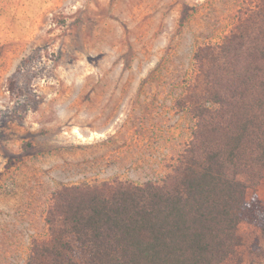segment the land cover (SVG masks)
I'll return each instance as SVG.
<instances>
[{"label":"rangeland","instance_id":"rangeland-1","mask_svg":"<svg viewBox=\"0 0 264 264\" xmlns=\"http://www.w3.org/2000/svg\"><path fill=\"white\" fill-rule=\"evenodd\" d=\"M0 0V264H27L48 238L63 186L161 183L192 140L183 99L198 48L221 44L264 0ZM248 202L264 181L248 176ZM223 264H264L243 222ZM76 259L85 251L70 238Z\"/></svg>","mask_w":264,"mask_h":264},{"label":"trees","instance_id":"trees-1","mask_svg":"<svg viewBox=\"0 0 264 264\" xmlns=\"http://www.w3.org/2000/svg\"><path fill=\"white\" fill-rule=\"evenodd\" d=\"M194 60L183 105L196 128L169 174L161 183L61 187L48 238L33 243L27 264H223L241 244V223L264 236V202H248L237 178L246 174L255 188L264 181V7L248 9ZM71 237L86 260L76 259Z\"/></svg>","mask_w":264,"mask_h":264},{"label":"crops","instance_id":"crops-1","mask_svg":"<svg viewBox=\"0 0 264 264\" xmlns=\"http://www.w3.org/2000/svg\"><path fill=\"white\" fill-rule=\"evenodd\" d=\"M31 2L33 3V6L37 8V6H38L37 0H31Z\"/></svg>","mask_w":264,"mask_h":264}]
</instances>
